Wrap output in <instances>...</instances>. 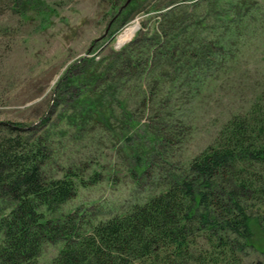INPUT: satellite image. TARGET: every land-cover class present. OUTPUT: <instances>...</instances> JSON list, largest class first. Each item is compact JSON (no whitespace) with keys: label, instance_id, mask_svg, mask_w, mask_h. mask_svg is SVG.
Instances as JSON below:
<instances>
[{"label":"rangeland","instance_id":"rangeland-1","mask_svg":"<svg viewBox=\"0 0 264 264\" xmlns=\"http://www.w3.org/2000/svg\"><path fill=\"white\" fill-rule=\"evenodd\" d=\"M127 1L0 0V136L18 124L31 141L44 138L46 179L72 173L78 181L59 214L77 211L84 230L158 194L232 117L264 95V0H138L132 10ZM171 8L176 21L169 28L171 19L160 13ZM134 22V36L118 46ZM164 31L174 34L179 48L197 54L206 44L207 51L176 65L160 55L156 33ZM123 50L140 68L117 65L89 94L112 88L115 95L105 93L104 103L110 127L95 113L83 115L75 91L63 93L57 83L85 58L103 60L102 68ZM130 117L169 140H159L149 157L146 148L132 151L140 137ZM124 135L131 137V151ZM135 155L148 163L137 166ZM137 169L141 173L133 175ZM248 200L261 220L251 222L253 246L237 264H264V203ZM199 242L207 248L206 237ZM60 248L45 244L37 264H54Z\"/></svg>","mask_w":264,"mask_h":264},{"label":"trees","instance_id":"trees-1","mask_svg":"<svg viewBox=\"0 0 264 264\" xmlns=\"http://www.w3.org/2000/svg\"><path fill=\"white\" fill-rule=\"evenodd\" d=\"M137 2L130 0L127 10ZM174 12L171 8L160 13L165 20L171 19L166 21L169 28L176 21L170 17ZM156 34L163 41L158 44L160 55L176 65L194 57L198 60L207 51L203 47L208 48L204 44L194 54L179 48L172 32ZM116 57L102 68L103 60L85 58L57 83L63 93L70 88L75 91L74 101L83 115L95 113L109 126L104 103H109L105 93L115 95L112 88L106 87L103 95L89 94L95 85L107 81V74L117 65L136 69L141 65L125 50ZM128 119L140 137L132 151L146 148L149 157L162 145L159 140H169L167 134L151 132L147 125ZM10 125L12 134L0 136V264H37L47 243H61L54 264H237L239 255L253 246L251 222L261 218L251 212L255 203L250 204L248 197L264 203V95L244 114L232 117L215 142L184 171L173 173L158 194L88 230L83 229L77 211L59 214L60 207L77 192L74 174L46 179L43 166L49 155L44 138L31 141L18 124ZM124 136L131 151V137ZM135 156L137 166L148 163ZM133 171V175L141 173L140 169ZM80 183L86 184L85 180ZM201 237L207 238L208 249L200 244Z\"/></svg>","mask_w":264,"mask_h":264},{"label":"bare ground","instance_id":"bare-ground-1","mask_svg":"<svg viewBox=\"0 0 264 264\" xmlns=\"http://www.w3.org/2000/svg\"><path fill=\"white\" fill-rule=\"evenodd\" d=\"M138 27H139V25H138L137 22H134L129 27H127L124 30V32L122 34H120V36L118 38L117 45L121 46V45L125 44L126 42H128L134 36V34L137 31Z\"/></svg>","mask_w":264,"mask_h":264},{"label":"water","instance_id":"water-1","mask_svg":"<svg viewBox=\"0 0 264 264\" xmlns=\"http://www.w3.org/2000/svg\"><path fill=\"white\" fill-rule=\"evenodd\" d=\"M130 0L127 1V3H129Z\"/></svg>","mask_w":264,"mask_h":264}]
</instances>
